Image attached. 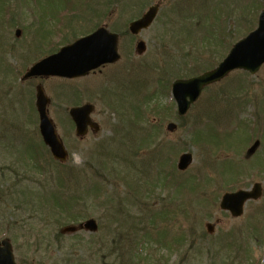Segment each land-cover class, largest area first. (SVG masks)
<instances>
[{
  "label": "rangeland",
  "instance_id": "obj_1",
  "mask_svg": "<svg viewBox=\"0 0 264 264\" xmlns=\"http://www.w3.org/2000/svg\"><path fill=\"white\" fill-rule=\"evenodd\" d=\"M15 1L18 6H14ZM94 1L97 2L95 5L99 10L95 17L86 21L72 19L77 35L82 33L80 29L87 25L86 28L90 29L94 23L109 22L113 31L123 30L130 20L157 0H143V4L137 7L136 2L139 0H133L132 6H127L124 11L117 9L113 2ZM76 2H81L82 7L86 8L83 4L89 3V0H0V10L9 12L5 17L13 19L7 24L0 19V37L5 43L2 42L4 47L0 49V89L7 91V86L13 87L7 97L0 98V111L3 114L8 110L10 114L0 115L1 141L7 145L0 146V238H10L17 263L127 264L125 261H129V264H225L227 258L219 245L230 239L228 234L234 231L237 238L243 237L240 242L246 247L245 254L252 258L246 264H264V195L259 201H249L240 218H232L229 213L218 208V193L233 183L235 187L246 188L259 181L264 194V100H260L261 103L257 107L258 125L253 130H245L256 122L251 100L264 86V66L255 75L241 70L233 71L223 82L203 91L201 99L183 119L177 117L176 105L170 93L173 76L182 77L188 73L191 75L190 70L193 68L190 67L193 64L195 68H201L202 64L218 62L236 41L235 38L245 33L250 25L254 24V28L264 0H161L160 10L153 24L138 35L128 36L121 41V58L116 64L85 80L69 82L48 79L39 82V79H36L22 82L24 85L18 87L20 85L16 83L25 72L24 68L29 67L32 60L37 61L40 58L36 59L38 54L35 55L38 49V53L47 52V46L62 37L63 31L59 29V23L55 24L56 34L51 32L54 36H48L46 33L44 35L51 38L41 40V32L53 28L52 24L42 20L45 13L51 14L66 4ZM173 2L180 6L181 11L178 13L171 8ZM89 15L94 16L92 13ZM64 20L65 14L62 15V21ZM83 22H87V25L84 26ZM223 22H226L225 35L220 33V36L226 41H222V46H219L216 35L211 42L207 29L214 23L213 30H216L217 24L220 26ZM51 23H54V20ZM16 28L21 29L19 37L14 35ZM229 29L231 36L228 35ZM138 39L143 40L146 46L141 55H137L134 50ZM39 42L43 46L33 45ZM8 49L14 52L18 50L19 55L14 57L4 53ZM131 64L139 69H146V75L139 78V81L152 80L145 81L146 93L142 97L136 93L140 90L138 88L133 89V95L126 96L129 93L125 92V82L132 72ZM1 67L6 68V71L3 72ZM15 67L16 72L13 70ZM137 68L133 70V77ZM157 76L170 80L167 89L165 85L159 88L161 83L157 87ZM37 83H42L51 96L49 115L68 150L67 164L77 168L89 164L100 169L101 179L91 177L89 171L82 169V197L78 196L76 201L80 205L79 208L86 211V217L82 218V221L86 218L97 221L99 229L96 232L81 229L76 233L60 234L59 229L73 222H67L63 217L64 211L50 202V195L39 196L35 180L43 177L40 173L33 172V166L27 156L28 151L34 153L44 149L46 152L37 133L38 120L29 117L30 111L27 107L33 106ZM69 85L79 89L81 96L69 98V103L66 104L60 94V86ZM26 86L31 88V97L28 93L26 96L24 94ZM103 90L113 92L111 102L109 95L102 93ZM63 91L68 96L67 87H63ZM90 92L94 95H89ZM260 97L263 99L262 94ZM81 99L94 101L93 118L100 125L97 134L88 132L82 140L75 136L74 126L65 112V107L68 109L72 102ZM208 99L210 104H214H209L206 110L210 108L209 112L221 114L220 119L223 121L216 129L220 130V133L216 131V135L210 123H204L203 126L200 123V129L193 130L197 116L206 111L204 109ZM216 101L219 104L215 103ZM235 103H241V106L232 112L234 116L228 123L224 117ZM133 106L135 109L140 106V117L135 115ZM25 107L28 111L23 110ZM233 118L235 120L232 122ZM129 119L135 123L129 125ZM170 121L177 124V129L173 132L165 129ZM235 124L237 127L234 128ZM136 125H139L142 137L135 136L140 139L136 145L141 146L140 153L134 154L136 145L125 140L128 139L125 137L127 131L129 135L131 133L128 127L136 128ZM142 127L149 128L148 136L144 135ZM232 128L234 131H230ZM4 129L12 132L9 133L10 136H17V140L12 144L7 142V132ZM131 129L133 134L139 133L138 129ZM246 135L249 139L254 136V139L248 145L245 142L247 146L239 145L238 140L241 138L243 141ZM10 136L6 137L14 141ZM21 136L22 139H19ZM257 138H260V146L254 153L246 154L245 158L247 148ZM158 141L165 146L160 148L161 158L155 157L148 161V153ZM101 142H104L103 147L98 145ZM25 148H28L27 152ZM185 151L193 154V162L187 170L178 174L176 169L174 172V168L179 154ZM146 160L150 166L147 175L146 166L142 164V161ZM130 161L134 165H131ZM22 172L29 177L34 174L36 179L30 177L21 183L18 193L14 196H21L23 200L29 199L31 204L20 205L19 201L10 200L12 196H6V191L18 181L15 173L22 175ZM166 172L175 174L170 184L157 175ZM85 177L90 178V182L85 180ZM55 181L54 178L51 179L47 188L50 184V187L56 188ZM175 181H183L186 187L176 186ZM135 182H139L140 192L135 193L132 188ZM89 183L99 186V191L86 192L84 189L85 186H90ZM190 186H194V189L191 190ZM120 203L127 205L126 212L122 209L125 221L122 228L125 230L130 227L127 237L122 235L119 228L122 216L119 215L117 207ZM164 204H169L165 213ZM154 210L155 212L151 213ZM160 212L164 214H158ZM217 219L220 223L215 225L214 233L203 235L205 222H214ZM148 221L149 225L155 224L149 226L150 230L163 231L143 234L139 226L147 224ZM163 237L165 239H160ZM178 240L181 244L179 247L176 244ZM123 241V246L119 249ZM115 243H118V247ZM131 252L134 254L132 259ZM230 261L231 264H238L229 254L228 263Z\"/></svg>",
  "mask_w": 264,
  "mask_h": 264
},
{
  "label": "water",
  "instance_id": "obj_2",
  "mask_svg": "<svg viewBox=\"0 0 264 264\" xmlns=\"http://www.w3.org/2000/svg\"><path fill=\"white\" fill-rule=\"evenodd\" d=\"M157 5L151 6L141 18L130 23L129 29L132 33H138L142 28L148 27L157 12ZM18 33V31H17ZM140 53L144 49L143 42L137 43ZM119 58L117 53V35L108 32L105 28H98L93 33L77 39L73 43L62 47L57 53L50 55L34 64L25 76L31 75H52L62 77H77L85 75L91 69L111 63ZM264 62V9L259 15L258 27L250 32L246 37L239 40L230 49L226 58L213 70L187 80H175L172 84L173 97L177 103L179 115H184L191 103H193L201 93L204 86L219 81L225 77L232 69L242 68L254 73ZM46 97L41 88L37 89L36 105L39 112V130L44 142L49 146L52 154L64 160L66 152L62 142L58 139L54 125L45 113ZM93 106L89 103L82 106L73 107L69 114L75 123V133L83 136L90 126L94 131L98 129L96 123L90 118ZM176 125L169 123L167 129L173 131ZM192 161L190 153L180 155L177 167L180 170L186 169ZM260 195V186L256 184L252 191H237L225 193L220 201L222 209H228L236 217L242 213V203L248 197L257 198ZM89 231H95L97 224L93 219L86 220L81 224ZM207 230L212 231V225L206 224ZM75 226L63 228V232L76 231ZM0 264H16L14 262L11 244L7 239L0 241Z\"/></svg>",
  "mask_w": 264,
  "mask_h": 264
},
{
  "label": "trees",
  "instance_id": "obj_3",
  "mask_svg": "<svg viewBox=\"0 0 264 264\" xmlns=\"http://www.w3.org/2000/svg\"><path fill=\"white\" fill-rule=\"evenodd\" d=\"M206 115H208V114H206ZM60 171H59L58 181L62 185L68 184V186L66 188H67L68 193H71V194H69L68 196H63L60 194H58L59 196H52V201L54 202V204H57V206L64 211L63 212L64 217L68 221L76 222V221H78L79 218H82L84 216V214L80 213L79 203L74 201L75 198L78 197V195L80 197V193L78 191L79 170L73 166H69V167L67 166L66 168H64ZM94 175L97 176L96 172L94 173ZM98 175H100V174L98 173ZM119 210L122 211V207L118 206L117 211H119ZM119 213L122 214L121 212H119Z\"/></svg>",
  "mask_w": 264,
  "mask_h": 264
},
{
  "label": "flooded vegetation",
  "instance_id": "obj_4",
  "mask_svg": "<svg viewBox=\"0 0 264 264\" xmlns=\"http://www.w3.org/2000/svg\"><path fill=\"white\" fill-rule=\"evenodd\" d=\"M101 71L99 70V71H93V72H91V73H89L88 75H87V77H89V76H93V75H96L97 73H100ZM30 79H36V78H30ZM30 79H27V81L28 80H30ZM80 79V78H79ZM24 82V81H23Z\"/></svg>",
  "mask_w": 264,
  "mask_h": 264
}]
</instances>
